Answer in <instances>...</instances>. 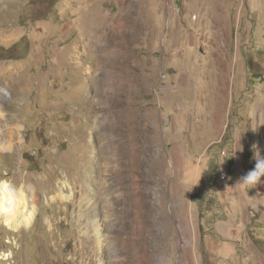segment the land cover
I'll return each instance as SVG.
<instances>
[{"label":"rangeland","instance_id":"rangeland-1","mask_svg":"<svg viewBox=\"0 0 264 264\" xmlns=\"http://www.w3.org/2000/svg\"><path fill=\"white\" fill-rule=\"evenodd\" d=\"M0 88L39 199L0 264H264V0H0Z\"/></svg>","mask_w":264,"mask_h":264},{"label":"bare ground","instance_id":"bare-ground-1","mask_svg":"<svg viewBox=\"0 0 264 264\" xmlns=\"http://www.w3.org/2000/svg\"><path fill=\"white\" fill-rule=\"evenodd\" d=\"M102 39V38H101ZM97 40H99L98 38H97ZM105 43V42H104ZM84 44V41L83 40H80V43L78 44V46H77V48H75V50H73L74 51V54L76 55H79L80 53V51H81V47H82V45ZM98 45H100V44H98ZM104 45V44H103ZM96 46H97V43H96ZM105 63V62H104ZM88 73H90V76L92 77V78H94V76H95V73L94 72H88ZM94 73V74H93ZM95 81V80H94ZM93 81V82H94ZM119 82H117V84H118ZM95 84H96V82H95ZM97 87V86H96ZM101 89V88H100ZM11 91V90H10ZM99 91V90H98ZM114 93V92H113ZM0 94L1 95H3V96H7L6 94V92L2 89V88H0ZM102 94V93H101ZM9 97V96H8ZM12 97H14V100H15V102H13V103H10V105H9V107H12V109H15V106H16V101H17V99L19 98V96L18 95H15V96H12ZM100 98V97H99ZM104 99V98H103ZM112 103V102H111ZM134 113V112H133ZM6 117L7 116H5L1 111H0V151H2V152H6V151H8V150H10L11 149V142L14 140V139H16L17 138V134H18V132H20L19 130H20V124H19V122H18V120L15 118V117H9L7 120H8V125L7 126H5V127H2V125H1V122L3 121V119L5 120L6 119ZM134 140H136V138L134 139ZM146 141V140H145ZM135 142V141H134ZM136 143V142H135ZM4 144V145H3ZM145 145V144H144ZM136 150H137V148H136ZM145 148L143 149V153L144 154H146L145 153ZM149 151V150H148ZM148 151H147V153H148ZM152 151V150H151ZM136 152V151H135ZM100 153V152H99ZM101 154V153H100ZM104 155V154H103ZM102 155V156H103ZM99 160V159H98ZM101 160V159H100ZM99 160V161H100ZM106 159L104 158V160L103 161H105ZM97 164V167H98V163H96ZM95 165V164H94ZM93 165V166H94ZM101 165V164H100ZM103 166V165H102ZM103 167H105V166H103ZM92 169H94V168H92ZM94 171V170H93ZM92 171V172H93ZM105 170H102V168H98V169H96L95 170V174H96V176L94 177V179L92 178V176L93 175H90L91 176V178L87 181V187L84 189V192H85V194H86V197H87V199H88V205L92 208V211H93V213H94V211H95V208H93V202H92V199L94 198L93 196H92V194H91V192L93 191H95V190H93L92 189V186H96V189H97V191L99 190L100 192L103 190V189H105V190H107V187H105V181L103 180V172H104ZM94 173V172H93ZM146 173V172H145ZM150 173V172H149ZM148 180V179H147ZM86 181V180H85ZM145 182V181H144ZM146 184V183H145ZM66 184H63V186H62V188H60L61 190L62 189H64V186H65ZM13 186V185H12ZM14 188H16V189H18V190H22L23 191V193H24V203L23 204H19V205H15V206H13V208H12V211L11 212H9V213H4L3 211H0V219H1V221H2V224L8 229V230H10V231H13V232H18L21 228H25V229H27V228H29L31 225H33L34 223H35V220H36V218H37V216H38V211H39V208H38V197H37V195L34 193V191L32 190V189H30L29 187H26L25 185H21V186H19V187H15V186H13ZM59 189V190H60ZM149 189H151V188H149ZM99 193V192H98ZM63 195V193L62 192H60L59 194H58V196L57 197H60V196H62ZM64 196V195H63ZM94 196H95V194H94ZM99 196V195H98ZM56 196H51V197H44L45 199H56L55 198ZM65 197H71V194L69 193L68 195H65ZM64 197V198H65ZM97 197V196H96ZM146 197V196H145ZM63 198V199H64ZM149 198V197H148ZM96 199V198H95ZM82 200V199H81ZM145 202V201H144ZM86 203V202H85ZM101 203H102V201H101ZM86 205V204H85ZM89 206H88V208H89ZM82 207V202L81 203H79V208H81ZM103 207V206H102ZM33 208H35V216H34V218L29 222V221H26V217L28 216V214L30 213V212H32V210H33ZM86 208V207H85ZM90 208V209H91ZM81 210V209H80ZM85 211H86V209H85ZM87 215V214H86ZM93 216V215H92ZM96 220V219H95ZM95 220H92V226H94V222H95ZM26 224H29L30 226H25ZM95 229H97V228H95ZM110 256H111V254H109ZM89 264V263H88ZM97 264H103L100 260L97 262Z\"/></svg>","mask_w":264,"mask_h":264},{"label":"clouds","instance_id":"clouds-1","mask_svg":"<svg viewBox=\"0 0 264 264\" xmlns=\"http://www.w3.org/2000/svg\"><path fill=\"white\" fill-rule=\"evenodd\" d=\"M256 162L252 169L239 177L238 182L250 189L260 184L262 177H264V157L256 156ZM24 203V193L22 190L14 188L11 181L0 180V211L9 213L12 211L13 206ZM35 208L25 218L26 221H31L35 216ZM30 226L29 224L25 225Z\"/></svg>","mask_w":264,"mask_h":264},{"label":"crops","instance_id":"crops-1","mask_svg":"<svg viewBox=\"0 0 264 264\" xmlns=\"http://www.w3.org/2000/svg\"><path fill=\"white\" fill-rule=\"evenodd\" d=\"M222 225H224V222H223L222 224L220 223V224H219V227H218V225H217V228H221V229L226 230L225 228L222 227ZM225 225H226V228H227V226H229V224H225ZM227 230H229V229H227ZM227 234H229V233H227ZM224 235H225V234H224ZM224 235H223V236H224ZM220 236H222V235L220 234ZM227 236H233V234H230V235H227ZM233 237H234V236H233Z\"/></svg>","mask_w":264,"mask_h":264},{"label":"built area","instance_id":"built-area-1","mask_svg":"<svg viewBox=\"0 0 264 264\" xmlns=\"http://www.w3.org/2000/svg\"><path fill=\"white\" fill-rule=\"evenodd\" d=\"M219 179H220V181L222 180V181H225L226 179H227V174L226 173H222V174H220L219 175Z\"/></svg>","mask_w":264,"mask_h":264}]
</instances>
